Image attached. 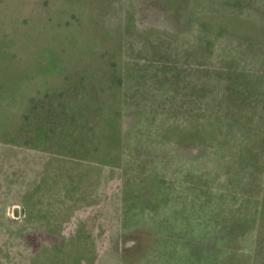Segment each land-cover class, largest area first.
Listing matches in <instances>:
<instances>
[{"label": "rangeland", "instance_id": "1", "mask_svg": "<svg viewBox=\"0 0 264 264\" xmlns=\"http://www.w3.org/2000/svg\"><path fill=\"white\" fill-rule=\"evenodd\" d=\"M224 258L264 264V0H0V264Z\"/></svg>", "mask_w": 264, "mask_h": 264}, {"label": "trees", "instance_id": "2", "mask_svg": "<svg viewBox=\"0 0 264 264\" xmlns=\"http://www.w3.org/2000/svg\"><path fill=\"white\" fill-rule=\"evenodd\" d=\"M187 232H188V230H186V231L183 230L181 236L186 237L188 239V233ZM194 236H197L196 239L200 238L201 237V232H198ZM190 240H191L190 242H192V244L190 246V253L187 252V255H195L196 257H198L200 259L202 258L203 260H204V258H208L209 259V255H207L208 252L206 253V255L202 254L201 248L203 246L202 245L199 246V242H198L199 240H197L198 243H196V244L193 243L195 241L194 237H191ZM205 260L207 261V259H205ZM225 260H226V258H224L223 260L219 261L218 264H224ZM225 264H227V262Z\"/></svg>", "mask_w": 264, "mask_h": 264}, {"label": "water", "instance_id": "3", "mask_svg": "<svg viewBox=\"0 0 264 264\" xmlns=\"http://www.w3.org/2000/svg\"><path fill=\"white\" fill-rule=\"evenodd\" d=\"M14 213L17 214L18 213V210H16V208H14Z\"/></svg>", "mask_w": 264, "mask_h": 264}]
</instances>
